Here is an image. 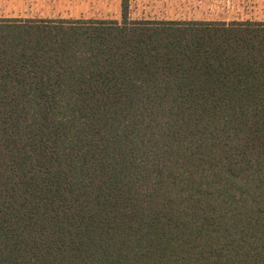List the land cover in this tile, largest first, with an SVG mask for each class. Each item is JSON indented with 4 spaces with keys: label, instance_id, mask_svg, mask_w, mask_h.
I'll return each instance as SVG.
<instances>
[{
    "label": "trees",
    "instance_id": "16d2710c",
    "mask_svg": "<svg viewBox=\"0 0 264 264\" xmlns=\"http://www.w3.org/2000/svg\"><path fill=\"white\" fill-rule=\"evenodd\" d=\"M128 16L0 18V264H264V20Z\"/></svg>",
    "mask_w": 264,
    "mask_h": 264
},
{
    "label": "rangeland",
    "instance_id": "374dc122",
    "mask_svg": "<svg viewBox=\"0 0 264 264\" xmlns=\"http://www.w3.org/2000/svg\"><path fill=\"white\" fill-rule=\"evenodd\" d=\"M9 2L10 0L8 4ZM128 3L129 20L135 21L137 19L264 20V0H128ZM122 9L123 0H13V13L0 18L25 20L98 18L121 22Z\"/></svg>",
    "mask_w": 264,
    "mask_h": 264
},
{
    "label": "crops",
    "instance_id": "0c3cea01",
    "mask_svg": "<svg viewBox=\"0 0 264 264\" xmlns=\"http://www.w3.org/2000/svg\"><path fill=\"white\" fill-rule=\"evenodd\" d=\"M9 7V10H8ZM8 13H13V0H0V17H7Z\"/></svg>",
    "mask_w": 264,
    "mask_h": 264
}]
</instances>
